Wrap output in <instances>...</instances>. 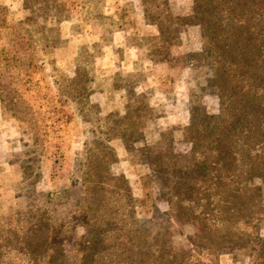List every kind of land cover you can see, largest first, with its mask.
I'll return each instance as SVG.
<instances>
[{
    "label": "rangeland",
    "instance_id": "rangeland-1",
    "mask_svg": "<svg viewBox=\"0 0 264 264\" xmlns=\"http://www.w3.org/2000/svg\"><path fill=\"white\" fill-rule=\"evenodd\" d=\"M170 4L175 15L190 16L194 0ZM178 33V45L164 43L145 23L140 0H0V264H123L121 248L109 254L123 243V176L135 218L166 222L173 247L192 246L196 226L167 218L141 156L146 147L163 155L168 144L187 154L189 111L219 110L207 87L208 39L199 26L181 25ZM201 51L199 62L188 63ZM127 105L150 113H141L144 139H127L130 153L119 125ZM106 161L111 178L92 170ZM91 176L112 181L105 197L87 192ZM108 213L120 219L110 242L99 231ZM33 234L44 236L39 251ZM218 259L251 262L239 253Z\"/></svg>",
    "mask_w": 264,
    "mask_h": 264
},
{
    "label": "trees",
    "instance_id": "trees-1",
    "mask_svg": "<svg viewBox=\"0 0 264 264\" xmlns=\"http://www.w3.org/2000/svg\"><path fill=\"white\" fill-rule=\"evenodd\" d=\"M140 1L145 23L158 28L164 43L179 44L178 26L201 27L208 39L203 52H211L207 87L218 98L219 110L209 114L199 106L189 111L187 154L171 153L168 143L163 155L153 148L141 150L167 203V218L196 226L192 246L173 247L166 222L159 227L135 218L136 200L123 176V243H113L109 254L121 248L123 257L117 260L123 264H218L221 254L239 253L250 264H264V237L259 235L264 216V0H194L192 14L182 17L174 14L170 0ZM200 57L202 51L187 61ZM141 113L150 115L148 109L135 113L127 105L119 124L129 153L127 139H144ZM109 164L92 170L111 178ZM92 178L84 179L87 192L101 189L105 197L112 181ZM119 220L108 213L101 221L103 241L112 240L110 231ZM43 238L30 236L32 250L39 251Z\"/></svg>",
    "mask_w": 264,
    "mask_h": 264
}]
</instances>
